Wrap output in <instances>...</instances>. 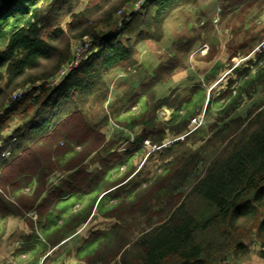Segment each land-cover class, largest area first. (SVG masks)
<instances>
[{"label":"trees","instance_id":"1","mask_svg":"<svg viewBox=\"0 0 264 264\" xmlns=\"http://www.w3.org/2000/svg\"><path fill=\"white\" fill-rule=\"evenodd\" d=\"M83 1L0 0V237L9 217L33 212V224L23 219L32 231L20 252L45 264L96 217L113 223L79 242L78 263L226 264L248 254L250 238L264 248V51L233 67L214 94L189 70L191 53L214 30L198 0H144L121 25L117 13L136 0ZM257 1L217 0L222 21ZM180 7L196 16L191 32L172 40L168 60L146 84L117 86L126 89L108 105L106 76L134 69L137 47L161 42L166 19ZM237 32L243 44L233 58L245 59L256 37ZM85 39L91 45L79 65L44 87L71 58L72 43ZM216 50L194 59L210 62ZM179 71L186 73L181 84L173 81ZM27 86L33 89L11 101ZM142 96L145 107L133 110ZM162 107L172 112L165 122L157 118ZM201 114L199 128L162 147ZM111 124L138 133L113 150L104 133ZM146 142L161 151V172L135 181L134 160ZM95 156L89 172L85 162ZM55 172L71 173L47 187Z\"/></svg>","mask_w":264,"mask_h":264},{"label":"rangeland","instance_id":"2","mask_svg":"<svg viewBox=\"0 0 264 264\" xmlns=\"http://www.w3.org/2000/svg\"><path fill=\"white\" fill-rule=\"evenodd\" d=\"M85 1L86 0L83 1L81 6H83L85 4ZM197 5L200 6V8L204 12V14L207 16V18L213 24L214 30L212 31V33H214V34H212V33L208 34V35H210L208 37V39L210 41L209 43H221L223 40L226 39V36L228 34L225 36L224 29H222L224 21H222V19H221L222 10H221L220 5L217 4V0H198ZM79 8H81V7H79ZM218 10H219V12H218ZM121 12H123V10ZM195 17L196 16L194 15V13L186 7H184V8L180 7L178 9L174 10L173 13L165 21L164 38L162 39V41L159 43H155L156 47H146L145 45H139L137 47L136 57H138V54H139V57H140L139 59L143 62L139 61V59L137 58L139 63L136 65V67L134 69H132L130 71L129 74H127L128 75L127 79H126L127 83L120 84V85L124 86V87H128V86L130 87L131 85H135L136 87H138L140 84H146L148 82L147 74H150L151 71H154L156 69V67L158 65H160V63L165 64L166 63L165 60L166 59L168 60V56L171 52L172 40L175 39L177 36L191 32L193 25H195V23H196ZM116 18H117V21H119V23H121L127 19V15L126 14L117 15ZM258 26L259 27L256 31L257 33L254 36L256 38H254V41L250 44V47H249L251 50H253L256 46H258L259 44H261L264 41V35L261 36L258 34V33L264 34V28H262L261 24H258ZM228 31L229 30L226 29V33H228ZM221 34H223V35H221ZM215 35H218V37L216 36L217 37L216 38ZM220 36H225V37L222 38ZM151 43L153 44L154 42H151ZM209 43H206V45H203V46H207V48L209 49L211 47L209 45ZM238 43H241V42L238 41ZM202 47H200V48H202ZM199 50L200 49H198V51ZM205 50L206 49H204V51ZM204 51L203 52L200 51L201 54L207 53V52L204 53ZM263 51H264V47L261 46L260 50L257 51L256 53H261ZM196 52H197V50L194 51L193 53H191V55H190L191 60L192 59L194 60ZM251 55H252V53H251ZM254 55H255V53H253L252 58L254 57ZM232 57H231V61L229 62L232 65V67H229L231 65L227 66L228 62H226L223 65L224 69L222 66L218 65L219 63L214 65L215 69H216V66H219V68L221 67V69H220L221 71L218 72V77L216 79V83L213 84L211 87L210 86L207 87V85H206V81H207L208 77H210V76H206L207 74L206 75L205 74L204 75L199 74L200 76L198 78L203 83V85L205 87H207L208 92L210 91V89L212 87H214V90L212 93L215 94V92L218 88L224 87L223 82H225L226 79L232 74L231 72L233 70L231 71V68L233 69V67L242 66V64H244L249 58H251V56L246 57L245 59H241L242 56L241 57L236 56L234 58H232ZM144 62H145V64H144ZM192 68L193 67L190 66L189 70H191V71L194 70L193 72H195V70H197L196 67H194L193 69ZM215 73H217V71ZM115 78H116V76H114L112 74V76H111L112 80L108 81L109 86H111L110 88L112 91L115 89V86H116V84H118V81H119L117 79L115 80ZM111 84H113V85H111ZM124 87L120 88V92L116 89L118 94H120V93L123 94L124 89H126ZM116 91H114V92H116ZM185 91L186 90H183L182 87H179L176 89L175 93L176 94L179 93L180 95L181 94L183 95ZM111 100H112V98L108 99V102H107L108 105L111 104ZM254 100H255V98H254ZM107 104H106V106H107ZM136 104H138V105L136 107H134L133 110H136L137 107H138V109L145 107V102H144L143 96L139 97L138 102ZM249 106H250V103L245 102L240 107V109L238 110L237 115H243L246 112V110L249 108ZM158 114H159V116L157 118L159 120L165 122V121L169 120L172 112L169 111L166 107H162L159 109ZM13 124L14 123H12L10 125V130L14 129L15 125H13ZM104 133L105 134L108 133V135L106 134V136L111 137V139H115L116 143L112 147L113 150H117V149L122 150L120 148L124 147L125 142L132 141L133 138L137 135L138 130L133 129L131 131V130H127V129H121V128L115 127L113 124H111V126L109 125V127L104 128ZM183 134H180L179 136H181ZM174 137H177V136L172 137V135H170L168 141L172 140ZM145 144H146L145 148L141 149V151L136 155L137 159L134 160V164L137 168V171L139 170V173L137 174V176L134 179L135 181H143L146 179H150L153 176H155L156 173L161 172V167H160V165H161V157H160L161 151L155 150L154 146H151L147 142ZM168 146H170V145H168ZM199 146H200V143H196V144L191 146V149L194 151ZM146 158H147V160L145 161ZM95 160H96V156L89 158L85 162V166H86L87 171L90 172L94 168L97 167L98 163ZM125 169H126L125 166H121L120 172H122L123 170L125 171ZM70 173L71 172H61V173L55 172L52 176L48 177L47 187L57 185L58 182L60 181V179L66 178L68 176V174H70ZM70 202H73V200L71 199ZM31 216H33V215H31V214L27 215L26 214L24 217H18V218H20L23 221V224L26 225V223H25V221H27L26 219L31 220L30 219ZM33 221H36V218ZM33 221H32V224L34 223ZM112 223H113V220L96 217L95 219L90 221L88 224H86L82 228H80L78 230L79 234L77 235V237H74L69 242H67L65 245L69 246L70 243L73 242V243H71L73 245L70 246V248L74 252V250L77 248L79 242L82 239L87 238L91 231L106 229ZM6 224H7V222H6ZM22 227H24V226H22V224H20L19 221L17 222L13 219L8 223L7 226L5 225L4 232H3L2 236L0 237V264H12V263H14V264H45L46 263L45 260L34 259L30 252H24V253L20 252L21 248L24 245L23 236L24 235L27 236V234H30L32 231L30 227H26L27 229H25L23 231ZM22 234H23V236H22ZM67 246L64 248V250L60 251L59 255H57L52 260H49L47 262V264H60V263L64 264L65 261L62 259V254L65 251V249L67 248ZM62 247H64V245ZM70 261L71 260H69V261L67 260V262H69V263H70ZM72 264H74V263H72ZM78 264H81V263H78Z\"/></svg>","mask_w":264,"mask_h":264},{"label":"crops","instance_id":"3","mask_svg":"<svg viewBox=\"0 0 264 264\" xmlns=\"http://www.w3.org/2000/svg\"><path fill=\"white\" fill-rule=\"evenodd\" d=\"M223 21H224L223 23L225 25L222 23L223 24L222 29H224L225 36L228 34L226 36V39L223 41L221 40L222 41L221 43H209L210 42L209 39H207V42H206V43H209L210 46H215V48H217L215 57L210 62H202L199 60H195V59L191 60L190 59V66H192L193 68L196 67L197 70H195V72H196L198 77L200 76L199 74H202V75L207 74L206 76H210V77H208V79L206 81L207 87H209V86L211 87L213 84L216 83V79L218 77V72L221 71L220 70L221 67L219 68V66H216V69H217L216 70L214 65L219 63L218 65L222 66L224 69L223 65L228 61V59H231V57L235 53L238 54V51H239V49L243 43H238V41L242 42L240 39L241 38L240 36L242 34L238 33L237 30H241V31H245V32L247 31L248 33H246V35L251 38V37H254L256 35V33H257L256 31L259 27L258 24H261L262 28H264V0H258L256 3H254L252 6H250V8L247 7L244 11L236 12ZM242 25H243V27H242ZM226 29L229 30L228 33H226ZM212 34H214V33H212ZM221 35H223V34H221ZM259 35L262 36L264 34H259ZM209 36L210 35H208V37ZM216 36L218 37V35H215V37ZM225 36H220V37L223 38ZM247 36H246V38H248ZM247 40H249V38ZM140 45H145L146 47H156L155 43L152 44L151 42H145V43L140 44ZM198 49H200V47H198L196 50L198 51ZM251 51H253V50H251ZM198 52H199L198 54L200 56H205V54H201L200 50ZM249 56H251V54ZM137 58L138 59L140 58L139 54H138ZM139 61H141V60L139 59ZM141 62H143V61H141ZM144 64H145V62H144ZM216 71H217V73H215ZM129 73H130V71L124 72L121 69H117V70L110 72V74H108L106 76L105 80L108 83V85H109L108 81L112 80L111 79L112 74L114 76H116L115 80L116 79L119 80L118 84H116L115 89L113 91L110 88L111 86H109V88L111 90L110 98H112L111 104L114 103L115 98L118 95V92L116 91L117 86L118 85L120 86V84L127 83L126 79L128 76L127 74H129ZM174 76H173L174 83H176L178 81L177 84H181V82L185 80L186 73L179 71L178 73L174 74ZM111 85H113V84H111ZM114 91H116V92H114ZM106 134L108 135V133H106ZM107 137H109V136H107ZM108 139L111 140V137H109ZM112 140L115 141V139H112ZM30 214L33 215L30 218L33 221L36 217L34 216L33 212ZM12 219L17 221V222L19 221L20 224H22V226H24V227H22L23 231L25 229H27L26 227H28V226L24 225L23 221L20 218L12 217V216L8 218L6 226L8 225V223ZM33 222H35V221H33ZM22 236H23V234H22ZM71 243H73V242H71ZM71 243L69 246L64 244V247L62 248V250H64V248L67 246V248L65 249V251L62 254V259L65 261L64 264H72V263L78 264L74 260V258L72 257L73 251L71 250L70 246H72L73 244H71ZM246 244L248 245V250H249L248 254L242 258H239V259H233V258L229 259L226 262V264H264V248H262V246L254 238L248 239ZM67 260L68 261L71 260L70 263L67 262ZM12 264H14V263H12Z\"/></svg>","mask_w":264,"mask_h":264},{"label":"built area","instance_id":"4","mask_svg":"<svg viewBox=\"0 0 264 264\" xmlns=\"http://www.w3.org/2000/svg\"><path fill=\"white\" fill-rule=\"evenodd\" d=\"M143 1L144 0H136V1H134L131 5H129L126 8H124L123 12H121L122 10L119 11L117 13V15L126 14L127 15V19L125 21L127 22L129 20V15L132 12L138 11L140 6L143 4ZM218 12H219V10H218ZM118 25H121V23H119V21H118ZM90 45H91V39H85L83 41L73 42L72 46H71V51H72L71 58L58 70V72L56 74H54L53 76L48 78L43 83L44 87L55 86L63 78H65L69 74V72L74 70L79 65V63L83 59V57L88 53ZM261 46L264 47V41L253 49L252 54L256 53L257 51H259ZM204 49H206V50L204 51ZM207 50H208L207 46H203L202 48H200V51H202V52L204 51V53L207 52ZM32 89H33V86H27V87H25L23 89H20L19 91L15 92L12 95L11 101L20 100L26 93L30 92ZM202 114L190 121L189 129L187 130V132H185L181 136L174 137L170 141H167L165 144L162 145V147H167L168 145H170V144H172V143H174L176 141H179V140L183 141L186 135H188L189 133H191L194 130H196L197 128H199L202 125V122H203V115ZM12 141H14V140H12ZM154 148H155V150H158L157 147L154 146ZM8 156H9V152L7 151V152L4 153L3 157L7 158Z\"/></svg>","mask_w":264,"mask_h":264}]
</instances>
